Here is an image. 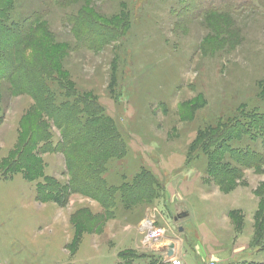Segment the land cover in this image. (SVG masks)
<instances>
[{
  "label": "rangeland",
  "instance_id": "374dc122",
  "mask_svg": "<svg viewBox=\"0 0 264 264\" xmlns=\"http://www.w3.org/2000/svg\"><path fill=\"white\" fill-rule=\"evenodd\" d=\"M206 1L79 0L70 11L85 7L102 25L95 45L82 28L77 40L62 8L18 2L15 20L47 14L55 41L70 47L62 60L71 83L119 129L126 150L106 166V184H133L143 171L154 183L127 203L118 193L106 210L84 194H58L61 203L39 194L47 178L69 182L63 154L41 155L43 178L5 176L2 162L34 101L10 96L2 82L0 264H171L170 243L182 264L264 263V166L242 167L241 179L220 186L209 165V154L228 144L214 133L243 105V113L264 112V8L206 13L198 5ZM44 120L52 150L62 133ZM245 140L262 151L260 141ZM148 222L163 231L152 247L143 245Z\"/></svg>",
  "mask_w": 264,
  "mask_h": 264
},
{
  "label": "trees",
  "instance_id": "16d2710c",
  "mask_svg": "<svg viewBox=\"0 0 264 264\" xmlns=\"http://www.w3.org/2000/svg\"><path fill=\"white\" fill-rule=\"evenodd\" d=\"M19 1L0 0V127L4 120L2 82L9 84L10 96H30L34 106L21 120L18 145L11 159L2 162L5 176L19 173L28 180L43 178L45 166L40 157L46 152H55L64 155L70 180L62 187L54 179L49 181L47 178V185H40L39 194L48 201L52 193L55 197L58 194L67 197L71 193L84 194L98 200L108 210L118 193L127 203L128 199L135 198L138 189L146 188L149 192L151 188L152 192L150 186L154 181L144 171L134 178L133 184L119 187L106 184V166L112 159H121L126 150L119 129L96 100L88 101L86 95L79 93L71 83L68 72L63 70L62 60L70 47L67 43L55 41V33L43 21L47 14L39 12L21 20L13 19ZM78 1L44 0L46 4L63 9L64 23L75 30L77 40L80 41L79 30L82 28V32H92L87 37L92 38L91 41L83 39L84 42L94 44L101 35L102 25L92 14L86 13L85 7L73 11ZM198 5L206 13H228L256 6L264 8V0H209ZM88 47L96 49L92 45ZM261 97L264 99V89ZM243 106L240 117L227 121L220 131L214 133L228 142L222 151L209 154L210 174L220 186L241 179L242 167L258 169L264 166V112L253 108L249 113H243L242 110H248ZM44 115L62 133L61 140L52 150L50 125ZM246 138L260 141L262 151L251 148ZM233 143L239 149L233 148ZM227 154L238 164L237 167L232 166ZM55 199L62 202L59 196Z\"/></svg>",
  "mask_w": 264,
  "mask_h": 264
},
{
  "label": "built area",
  "instance_id": "2783aa9c",
  "mask_svg": "<svg viewBox=\"0 0 264 264\" xmlns=\"http://www.w3.org/2000/svg\"><path fill=\"white\" fill-rule=\"evenodd\" d=\"M147 227L146 229V234L144 236V240H143V245H145V247H152L154 242H156L157 240H159V238L162 236V230L161 229H157L155 227L152 226L151 223H146ZM176 250L175 247L173 245H169L168 247V253H167V259L169 262H171V264H182L181 260L173 255H175Z\"/></svg>",
  "mask_w": 264,
  "mask_h": 264
},
{
  "label": "crops",
  "instance_id": "0c3cea01",
  "mask_svg": "<svg viewBox=\"0 0 264 264\" xmlns=\"http://www.w3.org/2000/svg\"><path fill=\"white\" fill-rule=\"evenodd\" d=\"M170 245H173V246L175 247V250H176V253H175V255H176V254H177V252H178V248H179V246L177 245V246H178V247H177V246H176L174 243H173V244H171V243H170Z\"/></svg>",
  "mask_w": 264,
  "mask_h": 264
}]
</instances>
